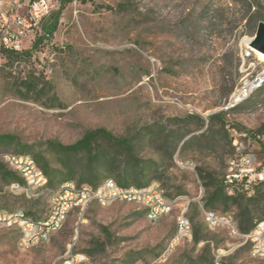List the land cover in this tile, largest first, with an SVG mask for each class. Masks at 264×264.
Instances as JSON below:
<instances>
[{"label":"rangeland","instance_id":"374dc122","mask_svg":"<svg viewBox=\"0 0 264 264\" xmlns=\"http://www.w3.org/2000/svg\"><path fill=\"white\" fill-rule=\"evenodd\" d=\"M261 21L264 0H79L64 7L51 37L33 48L43 25L27 41L29 54L8 60L0 53V134L63 168L50 141L72 144L89 130L108 129L132 140L136 156L150 166L145 181L174 202L155 221L138 203H93L28 249L19 246L18 233L1 229L0 264H152L177 234L183 213L209 239L184 236L156 264H264L225 226L208 225L202 210L239 220L236 204L207 207L213 190L207 184L224 175L234 152L232 129L264 128V87L227 108L243 79L264 70L257 50L242 66ZM18 146L0 144V162L6 153H20ZM248 149L264 164L260 143ZM13 183L0 171V210L47 216L52 191L33 196ZM250 209L254 221H264V200Z\"/></svg>","mask_w":264,"mask_h":264},{"label":"built area","instance_id":"2783aa9c","mask_svg":"<svg viewBox=\"0 0 264 264\" xmlns=\"http://www.w3.org/2000/svg\"><path fill=\"white\" fill-rule=\"evenodd\" d=\"M79 0H71L77 4ZM63 0H0V41L9 49L24 50L25 45L42 29L44 22L58 10ZM251 41V40H250ZM250 41L242 52V66L252 55L254 48ZM264 87V70L255 76L245 77L241 86L231 97L228 107L232 108L247 100L254 92ZM233 154L230 156L223 175L225 192L230 196L239 194L252 195L256 187L264 182V164H257L248 147L263 142L264 132L257 137L246 130H231ZM5 163L15 170L25 181L24 184L13 183L16 189L27 194L39 196L52 191L51 205L47 216L38 218L24 209L0 210V230L7 229L19 234V246L28 249L48 241L61 230L74 210L85 209L90 204L108 206L113 202H133L146 210L148 219L155 221L170 213L174 202L156 184L140 186L137 184H120L113 177L105 178L99 185L89 183L79 185L76 181H67L58 189H51L49 177L30 153H6ZM207 224L225 226L234 237L250 245L251 255L264 259V221L258 222L249 232H242L238 223L230 214L220 215L209 208H202ZM192 234V222L186 214L178 217V231L167 248L152 264L166 260L184 236ZM76 260L85 259L82 254ZM219 264V262H217Z\"/></svg>","mask_w":264,"mask_h":264},{"label":"trees","instance_id":"16d2710c","mask_svg":"<svg viewBox=\"0 0 264 264\" xmlns=\"http://www.w3.org/2000/svg\"><path fill=\"white\" fill-rule=\"evenodd\" d=\"M81 2H89L93 0H80ZM71 0H63L62 5L56 11H54L47 22L44 24L45 34L40 36L33 44V48H37L38 44L46 37H51L58 27L59 19L64 7L70 3ZM263 18H258L261 20ZM2 53L8 60H15L29 54L30 50H14L4 47L0 48ZM223 115L220 113L218 117ZM216 117V116H215ZM248 131V130H246ZM251 136H256L264 132H250ZM230 143L232 139L230 135ZM263 145L261 140H258V144ZM0 144H19L18 151L20 153H28V149L25 145L10 134H0ZM48 146L56 154L57 158L61 161L63 168H54L51 166L47 157L42 156L40 153H36L35 157L39 166L49 177V186L57 187L61 186L67 181H76L79 185L83 183H89L93 186L99 185L105 177L118 173V182L120 184H137L140 186L149 185L145 181L147 177L146 171L150 169L149 165L142 163L138 156L134 153V146L132 140L128 137L116 136L111 131L105 128H96L87 131L80 139L72 144H62L56 141H50ZM122 162L125 166L122 165ZM0 171L2 176L8 183L24 184L23 178L13 169L9 168L6 163L0 162ZM79 176L76 179V176ZM135 176L137 177L135 179ZM134 181V182H133ZM208 187H212L213 190L209 192V196L206 199L207 207H216L218 204H224L226 208L230 204H236L240 208L238 227L242 232H249L256 227L258 221H254L252 217V211L250 209V203H259L264 200V182L259 184L254 194L245 195L239 194L236 196L228 195L223 186L222 179H213L210 177V181L207 184ZM146 212L145 209H143ZM29 214H33L27 211ZM194 241L200 243L207 241L208 234L204 233L201 226L192 228ZM215 264L211 260V263Z\"/></svg>","mask_w":264,"mask_h":264},{"label":"water","instance_id":"95a60500","mask_svg":"<svg viewBox=\"0 0 264 264\" xmlns=\"http://www.w3.org/2000/svg\"><path fill=\"white\" fill-rule=\"evenodd\" d=\"M250 46L255 50L264 53V21L259 23L257 31L250 41Z\"/></svg>","mask_w":264,"mask_h":264},{"label":"bare ground","instance_id":"6f19581e","mask_svg":"<svg viewBox=\"0 0 264 264\" xmlns=\"http://www.w3.org/2000/svg\"><path fill=\"white\" fill-rule=\"evenodd\" d=\"M249 41V40H248ZM257 52H258V54L260 55V57L264 60V53H262V52H260V51H258L257 50Z\"/></svg>","mask_w":264,"mask_h":264},{"label":"crops","instance_id":"0c3cea01","mask_svg":"<svg viewBox=\"0 0 264 264\" xmlns=\"http://www.w3.org/2000/svg\"><path fill=\"white\" fill-rule=\"evenodd\" d=\"M19 174V173H18ZM134 184V183H133ZM33 215V214H32Z\"/></svg>","mask_w":264,"mask_h":264}]
</instances>
